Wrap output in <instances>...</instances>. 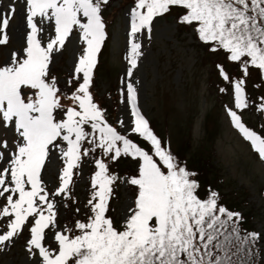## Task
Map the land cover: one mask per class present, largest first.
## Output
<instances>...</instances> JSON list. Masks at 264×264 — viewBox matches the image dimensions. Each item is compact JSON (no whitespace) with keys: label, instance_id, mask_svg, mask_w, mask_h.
I'll list each match as a JSON object with an SVG mask.
<instances>
[{"label":"snow or ice","instance_id":"obj_1","mask_svg":"<svg viewBox=\"0 0 264 264\" xmlns=\"http://www.w3.org/2000/svg\"><path fill=\"white\" fill-rule=\"evenodd\" d=\"M109 2L9 0L0 8V46L10 42L18 3L25 25L22 54L14 51L0 66V128L14 133L11 144L0 138V223L5 225L0 250L27 231L25 247L33 264H253V249L264 236L244 229L243 214L221 204L219 193L203 187L199 173L182 164L154 132L133 78L143 56L139 36L150 38L154 21L175 12L177 25L190 29L207 52L223 53L225 61L238 66L240 76L232 77L223 63L216 64L234 95L226 113L264 161V136L237 112L254 107L264 116V96L252 105L246 95L253 71L262 81L253 88L264 87V0H135L121 89L130 118L116 126L90 90L106 40L103 10ZM45 26L54 32L46 45ZM74 32L83 48L68 81L75 83L69 95L61 92L50 65ZM97 151L102 159H94L85 218L61 225V207L78 204L70 188L74 170ZM54 152L64 166L48 188L43 171ZM122 158L135 165V172L123 178L109 163ZM117 182L135 190L119 223L107 215Z\"/></svg>","mask_w":264,"mask_h":264},{"label":"rangeland","instance_id":"obj_2","mask_svg":"<svg viewBox=\"0 0 264 264\" xmlns=\"http://www.w3.org/2000/svg\"><path fill=\"white\" fill-rule=\"evenodd\" d=\"M9 0H0V8H7ZM134 2L111 0L103 10L106 24V40L98 58V66L94 73L91 86L93 97L108 112V120L114 126L119 119H129V110L122 103L121 89L128 68V33L131 27L130 10ZM23 8L17 4V14L9 29L10 42L0 46V66L10 62L12 53L25 47V25ZM49 35L54 32L45 26L42 42L46 45ZM143 56L134 70L133 82L139 93V106L152 125L153 130L171 148L182 164L203 172L210 185H215L231 194L240 197L243 208L254 215L258 233L264 236V161L252 149L250 142L243 139L235 129L226 113L227 107L234 105V95L228 85L219 78H213L210 60L201 55L199 42L192 31L177 26L173 16L165 15L154 21L151 37L139 36ZM83 44L79 33L74 32L66 42L65 47L53 57L50 65L52 75L57 78V84L62 93L72 91L68 81L74 74L75 64L82 54ZM217 59V57H215ZM214 59V57H213ZM212 73V74H211ZM247 80L250 87L251 77L261 83L260 76L253 71ZM61 85V87H60ZM225 91L221 92L220 89ZM256 94L251 97L250 104L255 105L264 96L263 87L255 88ZM70 106L69 101H64ZM242 114V120L251 130L264 136V116L254 107L247 110H237ZM249 113L252 120L245 118L243 113ZM58 118H60L58 116ZM14 133L0 128V138H7L12 143ZM93 156L84 158L80 168L74 170L73 182L70 185L73 199L68 207H61L60 222L71 214V218L79 219L86 214L87 200L91 198V178L97 170ZM125 170L132 174L135 165L130 159H123ZM110 170L121 178L129 175L119 173L118 163H111ZM59 153L54 152L43 171V180L48 188L58 182V173L63 168ZM202 168V171H201ZM113 194L109 201L108 215L117 223L125 214L130 201L134 199V189L117 182L113 186ZM233 196V197H232ZM79 207L80 212H76ZM5 225L0 223V231ZM18 238L14 245L0 250V264H33L34 257L25 247V238ZM51 243V239L47 241ZM261 263L264 264V239L259 241ZM55 247V244H52Z\"/></svg>","mask_w":264,"mask_h":264},{"label":"trees","instance_id":"obj_3","mask_svg":"<svg viewBox=\"0 0 264 264\" xmlns=\"http://www.w3.org/2000/svg\"><path fill=\"white\" fill-rule=\"evenodd\" d=\"M124 1L125 2L131 1V2H134L135 3V0H124ZM170 15L174 17L175 12H173ZM170 15H168V16H170ZM177 26H179V25H177ZM179 28L181 30L184 29V27H182V26H179ZM187 30H190V29H187ZM200 47H201V55L200 56L204 57L205 60H207V59L210 60V62H211L210 68H211V72L213 73V76L212 77L213 78H216V76H217V78H219L220 81H222V83H224L225 86L228 85L227 87L232 90V88L230 87L229 83L226 82V81H224L222 79V77L219 75L218 70L216 68V64L218 62L219 63H223L225 69L227 70V72L232 77H238V76H240V70H239L238 66L236 64H234V63H230V62L225 61L224 60V54L223 53L216 54V55H212V54H210L209 52H207L205 50L204 45L200 44ZM213 57H214V59H213ZM215 57H217V59ZM51 74H53L52 71H51ZM53 76H55V75H53ZM260 79H261V77H260ZM250 80L252 81V84L250 85V87H246V95L249 97V99H251V97H253V96L256 95V94H254V93H256V90H255V88H253V84L258 82V81H256L257 79H254L253 77H251ZM71 88H72V91H73L74 90V87H71ZM263 91H264V87H263ZM91 93L93 94V91ZM243 116H245V118H249V119L252 120L251 115L249 113H247V112L243 113ZM242 122L244 124L248 123L246 120H242ZM201 171H202V168H201ZM199 179H200L201 185L203 187H210L211 189H213V190H215V191H217L219 193V195H220V203L221 204L225 205L230 210L239 211V212H241L243 214V216L245 218V222L243 224V228L244 229L249 230V231H256V232H258L256 230V226H255V222H254V215H252V213H251L250 210H247L246 208H243V206L241 205L240 197L237 195V193L235 194L234 197L232 196L234 198V200H231V199H229V197H230L231 194H225V192L223 191L224 189L222 190L221 187L218 188L215 185H212V186L209 185L206 182L207 177H206V175L203 172L202 173L199 172ZM84 217L83 218H79V219H84ZM76 219H77L76 217H75L74 220L71 219V222H74ZM258 242H257L256 247L253 249V253H254V256H253V264H260V258H259L260 251H259V247H258Z\"/></svg>","mask_w":264,"mask_h":264}]
</instances>
